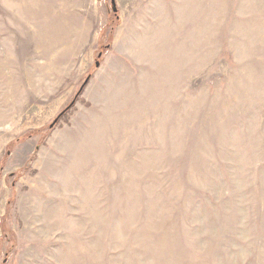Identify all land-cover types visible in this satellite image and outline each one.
<instances>
[{"label":"rangeland","instance_id":"374dc122","mask_svg":"<svg viewBox=\"0 0 264 264\" xmlns=\"http://www.w3.org/2000/svg\"><path fill=\"white\" fill-rule=\"evenodd\" d=\"M115 7L0 0V264H264V0Z\"/></svg>","mask_w":264,"mask_h":264},{"label":"water","instance_id":"95a60500","mask_svg":"<svg viewBox=\"0 0 264 264\" xmlns=\"http://www.w3.org/2000/svg\"><path fill=\"white\" fill-rule=\"evenodd\" d=\"M111 6H112V11H113L114 13H116V12H117V9H116V7H115V0H111ZM99 66H100L99 61H96V62H95V67L98 68ZM85 83H87V80L85 81ZM72 104H73V103H71L70 106H71ZM59 116H60V115H58V116L53 120V122L49 125V128H50V129H52V128L55 126V124L58 122V120H59Z\"/></svg>","mask_w":264,"mask_h":264},{"label":"trees","instance_id":"16d2710c","mask_svg":"<svg viewBox=\"0 0 264 264\" xmlns=\"http://www.w3.org/2000/svg\"><path fill=\"white\" fill-rule=\"evenodd\" d=\"M89 77V76H88ZM87 80L89 79V78H86Z\"/></svg>","mask_w":264,"mask_h":264}]
</instances>
